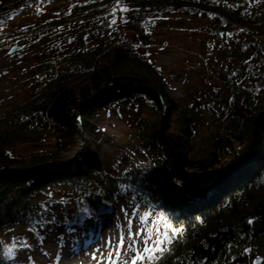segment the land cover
<instances>
[{
	"label": "trees",
	"instance_id": "16d2710c",
	"mask_svg": "<svg viewBox=\"0 0 264 264\" xmlns=\"http://www.w3.org/2000/svg\"><path fill=\"white\" fill-rule=\"evenodd\" d=\"M32 1L0 0L3 51L11 44L29 45L53 28H87L76 41L55 45L32 73L30 97L0 113V264H39L30 253L36 244L42 247L53 234L79 229L89 218L102 223L121 198L157 214L164 231L171 234L166 224L183 230L164 245L169 251L157 264H264V121L257 153L208 191L177 179L157 131L161 120L172 149L192 152L189 172L221 167L238 155L235 142H250L253 119L264 110L254 105L264 88V7L249 5L251 0H89L47 24L6 31L11 14ZM170 11L211 17L209 35L227 43L217 74L226 91L185 106L169 94L160 68L138 53L156 43L144 26L147 20ZM114 13L121 14L119 27L109 26ZM203 47L205 55L208 45ZM115 78L125 81L114 83ZM106 86L105 94L88 100ZM130 104L139 113L148 106L162 118L130 123L136 138L128 143L126 166L118 170L114 163L99 162L86 134L95 136L100 119ZM204 124L213 130L198 144V128ZM172 125L174 132H169ZM49 137H54L51 151L15 152L17 145ZM77 146V157L66 160ZM21 241L28 247L22 249ZM5 248L15 249L12 259L5 258Z\"/></svg>",
	"mask_w": 264,
	"mask_h": 264
},
{
	"label": "rangeland",
	"instance_id": "374dc122",
	"mask_svg": "<svg viewBox=\"0 0 264 264\" xmlns=\"http://www.w3.org/2000/svg\"><path fill=\"white\" fill-rule=\"evenodd\" d=\"M87 1L89 0H34L28 2V4L18 7L16 9L18 12L11 14L12 24L7 25L4 29L14 31L36 22L47 24L50 19H55L61 11L69 9L74 4L86 3ZM249 5H255L257 8L264 7V0H251ZM107 19L105 18L106 21ZM112 19H116L114 26L119 27L121 14L114 13L109 21ZM212 25V19L209 16L193 15L180 11L155 15L151 19L149 18L144 25L156 43L151 46L140 47L138 53L153 61L160 68L169 84V94L185 106L203 101L213 91H226V87L217 74H219L221 66L220 53H223L222 51L227 43L222 41L221 38L209 35L208 30ZM82 28L87 27L85 24L73 25L70 31L65 28L61 29V27L53 28L51 32H47L46 35L29 45L17 43L9 45L4 51L0 49V113L16 108L30 97L32 92L29 83L32 82V73L38 69L40 62L47 57V53L53 51L55 45H63L66 40L76 41L77 33ZM205 44L208 45V53L202 55L203 45ZM13 46H19L20 48L11 51L10 49ZM121 79L117 78L115 83L125 81ZM127 81L130 85H135L131 80ZM105 93L106 91L103 94ZM254 105L261 107L264 105V88L260 89ZM131 106L130 104L118 107L115 109L113 116L104 120L100 119L98 125L101 124V128L95 133V136L86 134V138L92 143L91 149L94 155L105 166L114 163L117 165L118 170L126 166L127 158L131 157L128 151V143H133L136 138L134 132L131 131L132 124L130 125L134 119L145 117L147 121L156 123L155 119L159 116L162 118V115L158 114L159 116H157V113L150 110L148 106L142 105L140 113ZM161 106V111L165 112V105L161 104ZM206 115H208V112ZM159 122L157 131L160 138L163 134L168 139L161 120ZM212 127L209 124H204L198 128L199 133L196 138L198 144L201 143L202 138L209 136L213 130ZM161 129L163 133L159 131ZM173 129L172 125L168 130L174 132ZM53 138L49 137L39 143L17 145L15 152L25 156L35 152L51 151L54 143ZM248 144L235 142L233 148L235 151L240 152ZM168 145L171 147L169 141L165 145L167 149ZM80 147L77 146L74 150L71 149L67 155L72 154V156H68L66 160L76 158ZM191 154L192 152L185 154L187 156L186 166L188 165V156ZM51 164L55 165L50 163L48 166ZM107 168H110V166H107ZM174 168L177 171L178 167ZM180 181L182 182V180ZM114 207V210L107 217L101 218L102 223L89 218L79 229L61 231L59 235L53 234L44 242L42 247L36 244L30 252L32 258L39 264H108V253L112 252V259H115V246L119 244L121 236L124 237L125 248H127L129 220H132L133 233L142 226L153 229L159 227L164 231V227H162L164 224L162 221L159 222L158 215L155 213L148 215V211L143 207L131 204L122 198L118 200L117 205ZM134 211L138 213L137 216L132 215ZM125 212L128 213L127 217ZM145 215H148V220L142 225L139 217ZM156 221H158V224L154 223ZM87 232L95 234L87 236ZM123 254L122 249L121 255L123 256ZM24 257H26L25 254ZM93 257L96 258L93 259Z\"/></svg>",
	"mask_w": 264,
	"mask_h": 264
},
{
	"label": "snow or ice",
	"instance_id": "6c2138e0",
	"mask_svg": "<svg viewBox=\"0 0 264 264\" xmlns=\"http://www.w3.org/2000/svg\"><path fill=\"white\" fill-rule=\"evenodd\" d=\"M119 2V0H117ZM115 11V9H113ZM121 11H127V9H122ZM116 24V19H112L109 23V26ZM71 42V41H69ZM42 209L40 223H44L45 217L43 216ZM128 213L125 212L127 217ZM133 216H137V212L132 213ZM150 215V214H148ZM148 215L140 216L141 224L144 225L148 220ZM158 224V221L154 222ZM248 223L251 225L252 220H249ZM165 227L171 230V234L168 231H162L159 227L155 229L151 227L142 226L135 233L132 232V220L128 221V245L125 248V239L123 236L120 237L119 244L115 246V259H112L113 253H108V264H157V262L164 256L166 251H169L167 247H164L165 244H171L173 238H175L177 233L182 232V229L173 228L172 224H166ZM15 239V238H14ZM4 243L0 241V244ZM20 247L22 249L28 247L26 241L20 242ZM123 249L124 254L121 255V250ZM249 250L245 249V252ZM5 258L12 259L15 254V249L5 248ZM159 253V255H157ZM96 257H93L95 259ZM31 259V258H30ZM235 259V258H233Z\"/></svg>",
	"mask_w": 264,
	"mask_h": 264
},
{
	"label": "water",
	"instance_id": "95a60500",
	"mask_svg": "<svg viewBox=\"0 0 264 264\" xmlns=\"http://www.w3.org/2000/svg\"><path fill=\"white\" fill-rule=\"evenodd\" d=\"M19 46H13L10 50L15 51L18 50ZM114 83L117 82V78L113 79ZM111 84H108V86ZM104 87L100 89L95 95H93L88 100H91L99 95H102L107 87ZM143 90H151L147 87H140ZM82 104V103H81ZM264 121V110L260 111L254 119H253V130H252V138L249 142V144L242 149L238 155L235 158L230 159L229 162H227L225 165H222L221 167L210 169L203 172H189L185 169V166L187 164V156L183 154L181 151L173 150L172 147L168 145V151H170L171 156L173 157V166L178 167L177 168V178L178 180H182L186 185H189L192 188H197L200 190H208L213 188L214 186L218 185L219 183L223 182V179L225 178V175L227 173H231L236 168H238L243 161L248 159V157H252L255 155L259 149V146H261V132H260V124ZM163 129V128H162ZM159 130L161 133H163V130ZM162 142L164 145L168 144V139L161 134ZM50 164V163H49ZM46 164V165H49ZM56 164V163H53ZM52 165V164H51ZM17 170V169H14Z\"/></svg>",
	"mask_w": 264,
	"mask_h": 264
},
{
	"label": "bare ground",
	"instance_id": "6f19581e",
	"mask_svg": "<svg viewBox=\"0 0 264 264\" xmlns=\"http://www.w3.org/2000/svg\"><path fill=\"white\" fill-rule=\"evenodd\" d=\"M87 233H88V232H87ZM91 234H92V233L89 232L87 236H90ZM94 234H95V233H93L92 235H94ZM92 235H91V236H92ZM88 243H89V240H88Z\"/></svg>",
	"mask_w": 264,
	"mask_h": 264
}]
</instances>
